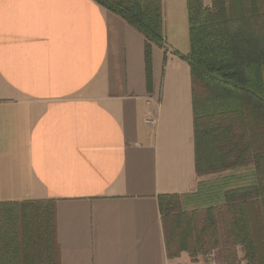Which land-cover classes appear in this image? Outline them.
Returning a JSON list of instances; mask_svg holds the SVG:
<instances>
[{"label": "crops", "instance_id": "0c3cea01", "mask_svg": "<svg viewBox=\"0 0 264 264\" xmlns=\"http://www.w3.org/2000/svg\"><path fill=\"white\" fill-rule=\"evenodd\" d=\"M187 3L161 0L148 75L145 37L96 1L0 0V204L54 201L61 264L196 259L168 256L159 205L199 181Z\"/></svg>", "mask_w": 264, "mask_h": 264}, {"label": "trees", "instance_id": "16d2710c", "mask_svg": "<svg viewBox=\"0 0 264 264\" xmlns=\"http://www.w3.org/2000/svg\"><path fill=\"white\" fill-rule=\"evenodd\" d=\"M94 1L145 37L149 75L166 48L161 0ZM187 2L195 169L222 176L159 197L167 253L264 264V0ZM57 228L54 201L0 204V264H61Z\"/></svg>", "mask_w": 264, "mask_h": 264}, {"label": "built area", "instance_id": "2783aa9c", "mask_svg": "<svg viewBox=\"0 0 264 264\" xmlns=\"http://www.w3.org/2000/svg\"><path fill=\"white\" fill-rule=\"evenodd\" d=\"M148 124L151 125H156L157 121L156 119H151L147 121ZM240 264H244L243 260L239 262ZM169 264H219L217 257L215 255V252H208L205 255H203L200 259L198 260H173L170 261Z\"/></svg>", "mask_w": 264, "mask_h": 264}, {"label": "rangeland", "instance_id": "374dc122", "mask_svg": "<svg viewBox=\"0 0 264 264\" xmlns=\"http://www.w3.org/2000/svg\"><path fill=\"white\" fill-rule=\"evenodd\" d=\"M133 1V3H136V2H140L141 0H132ZM154 5H155V3H154ZM155 8H156V6H155ZM155 10V9H154ZM222 175H205V176H202V177H200V178H198V184L200 183V182H202V181H210V180H214V179H216V178H219V177H221ZM197 190H198V186H197ZM197 190L194 192V193H196L197 192ZM214 252H218V251H214ZM220 253H218V255H219ZM203 255H205V254H203ZM202 255V256H203ZM221 255V254H220ZM202 256H198V257H196V259H192V260H198V259H200ZM243 260V263L244 264H249L247 261H246V259H245V255H244V253L240 250L239 251V255H238V262H237V264H240L239 262H241Z\"/></svg>", "mask_w": 264, "mask_h": 264}]
</instances>
